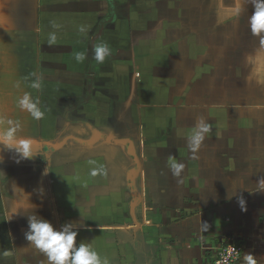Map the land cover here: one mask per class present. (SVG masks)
<instances>
[{"label": "crops", "instance_id": "1", "mask_svg": "<svg viewBox=\"0 0 264 264\" xmlns=\"http://www.w3.org/2000/svg\"><path fill=\"white\" fill-rule=\"evenodd\" d=\"M1 1L21 31L31 18L74 22L52 53L42 44L36 53L39 87L25 92L43 118L18 107L0 121V133L32 139L34 154L17 163L15 140L12 151L0 142V205L21 211L17 225L0 211V264H47L24 237L32 214L55 231L70 223L76 246L89 244L105 264H210L233 242L240 264L248 252L264 264V86L252 75L264 49L249 31L253 0H238V16L236 0ZM99 44L109 48L103 63ZM173 162L184 165L179 175ZM142 171L150 213L123 188L126 178L136 194Z\"/></svg>", "mask_w": 264, "mask_h": 264}, {"label": "rangeland", "instance_id": "2", "mask_svg": "<svg viewBox=\"0 0 264 264\" xmlns=\"http://www.w3.org/2000/svg\"><path fill=\"white\" fill-rule=\"evenodd\" d=\"M29 3H30V8H29V5H28V8L30 10H35L36 5L37 6L39 5L35 1H33V3L32 2H29ZM47 4L48 2H46V7H47ZM11 9H12L11 6L9 7L5 5V3H3V1L0 0V24L6 23V25L4 26L0 25V113H1L0 121H4V119L5 120L12 119L13 117H15V114H14L15 108L20 107L19 100L24 97L26 92L30 94L31 92L36 90L35 87H33V84L36 79L35 76H33V67L37 65L36 62L38 61V54L36 55V53H37L38 47H41V44H42L46 47H49L48 51L50 53L54 51L53 47L55 45L50 44L51 42H50V39L48 38L51 30L49 32L48 28L43 29V26L49 27L50 25H52L55 27L57 26L65 27L62 30L55 29L52 31L54 32L56 36V40H59V39L64 40L67 37V34H66L67 30H65L67 29V23L70 21L74 22L73 18H67V17L50 19L51 20L50 23L49 22L47 23L46 18H38L37 20L34 19L35 22L32 21L33 18H31L30 19L31 24H30L29 29H27L28 27H23V29H26V30L21 31V26L17 24L14 25L15 22H12V20L20 21V19L14 18L16 16L10 13ZM39 25H41L42 28ZM39 27H40V31H39ZM85 34L86 32L82 35L83 37L81 36L82 38H84V39H81V41L85 40V42H87L88 38L90 39L91 34L84 36ZM38 38H39V42H38ZM5 42H9V43L5 44ZM12 42H15V43H12ZM33 45H36L35 50H33ZM16 46L19 48H17ZM48 57H51V54H48ZM27 61L31 64L29 66L30 67L29 70L25 72V69H26L25 66L28 64ZM28 74H29V78L27 76ZM6 108H8L7 111H5ZM25 115H26V112L22 111L19 117H22L23 119L24 117L26 118ZM111 125L112 124H110V126ZM4 128H6V126ZM136 142H137L136 144H138V151L136 150L135 153L138 158L139 157L141 158L143 157V154L146 153L145 152L146 149H144L145 146L139 145L140 144L139 140H137ZM99 147L96 148V151L94 147L88 148V151H87L88 154L99 156L101 153H104L102 149H100ZM126 162L127 161L123 162V164ZM107 174L109 175L110 173L108 172ZM144 183H145V173L144 171H142L141 181L138 182V184L135 185L134 187V189H136L135 190L136 194H134L133 191L129 189V183L126 178L123 181V188L125 192L128 194L127 199H126L127 202L128 203L131 202L133 198H134L133 201L139 200L141 205L144 206L143 209L146 212L148 211V208L151 207L154 197L151 194L145 195V193L142 192L144 190ZM138 190L141 191V193L138 192ZM137 196H138V199H137ZM129 208H131L130 205H125L124 211L126 214H129ZM3 210L5 213L4 218L8 219L9 221L8 220L7 221L9 223L11 222L10 224L17 225L18 218L21 214V211L17 210L18 213L11 215L10 213L6 211V208H4L3 205H0V211L3 212ZM147 213H150V212L148 211ZM155 214H158V212H155ZM10 215L12 217L11 219H9ZM162 215L159 214L160 217H157L158 221L162 219L163 217ZM129 220H131L130 217H128V221ZM31 248H32V245H31ZM31 263L36 264L33 262Z\"/></svg>", "mask_w": 264, "mask_h": 264}, {"label": "clouds", "instance_id": "3", "mask_svg": "<svg viewBox=\"0 0 264 264\" xmlns=\"http://www.w3.org/2000/svg\"><path fill=\"white\" fill-rule=\"evenodd\" d=\"M229 11L233 16L239 15L240 6L238 0H236L235 7L229 9ZM248 26L251 35L260 39L261 49H264V0H253V11L248 17ZM55 40L56 36L53 33L50 35V42H55ZM108 53L109 48L107 45H96L94 58L98 63H103ZM76 59L77 61L83 60V54L77 53ZM246 59L250 61V58ZM252 75H255L258 85L264 86V55L256 57V65ZM33 87L38 88L39 84H33ZM19 105L21 109H27L28 113L35 119H41L44 116L41 110L29 102L27 94L19 100ZM202 131L205 133L209 132V126H205ZM15 132L16 128H10L0 133V142L9 151H12L11 142L15 140L16 147L14 152L18 155L16 162L19 163L21 159H29L34 155L31 151L33 140L23 137L16 138L14 136ZM202 138L199 134L196 136L195 143L192 145L193 153H195V149L199 146V141ZM183 167V164L173 162L171 165L173 175H179ZM92 174L95 175L96 173L93 172ZM260 183H264V181ZM37 191L42 195L43 189H38ZM238 203L242 211L246 210L245 201L242 197H238ZM32 206L35 207L34 204ZM15 213L18 212H13L12 214ZM11 218L10 215L9 219ZM26 220L28 231L24 233V237L27 241L32 242L41 254L46 257L47 264H105L98 252L93 250L89 244L80 243L78 247L76 246L78 232L70 231V223L64 224L60 231H55L47 219L37 220L36 214L28 215ZM243 260L245 264H257V260L251 252L245 253Z\"/></svg>", "mask_w": 264, "mask_h": 264}, {"label": "built area", "instance_id": "4", "mask_svg": "<svg viewBox=\"0 0 264 264\" xmlns=\"http://www.w3.org/2000/svg\"><path fill=\"white\" fill-rule=\"evenodd\" d=\"M242 252L240 245L227 243L219 248L210 264H240L239 257Z\"/></svg>", "mask_w": 264, "mask_h": 264}, {"label": "water", "instance_id": "5", "mask_svg": "<svg viewBox=\"0 0 264 264\" xmlns=\"http://www.w3.org/2000/svg\"><path fill=\"white\" fill-rule=\"evenodd\" d=\"M126 142V141H125ZM131 142V141H128V143ZM127 143V142H126ZM0 155H2V152L0 151Z\"/></svg>", "mask_w": 264, "mask_h": 264}]
</instances>
